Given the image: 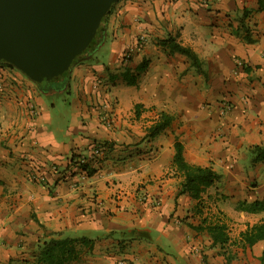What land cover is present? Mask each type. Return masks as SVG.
<instances>
[{"label":"crops","instance_id":"1","mask_svg":"<svg viewBox=\"0 0 264 264\" xmlns=\"http://www.w3.org/2000/svg\"><path fill=\"white\" fill-rule=\"evenodd\" d=\"M256 8L257 0H119L98 47L107 45L105 62L75 63L66 75L64 113L40 93L47 84L0 64V264H35L38 241L51 236L93 239L69 264H264V240L230 242L264 219L235 208L264 197V161L251 165L248 153L264 140ZM173 44L191 48L200 67ZM161 112L170 123L147 136ZM175 139L188 163L219 175L200 206L179 194ZM96 144L86 169L72 163ZM218 217L230 238L223 247L193 227Z\"/></svg>","mask_w":264,"mask_h":264},{"label":"water","instance_id":"2","mask_svg":"<svg viewBox=\"0 0 264 264\" xmlns=\"http://www.w3.org/2000/svg\"><path fill=\"white\" fill-rule=\"evenodd\" d=\"M114 1L0 0V60L37 84L69 71Z\"/></svg>","mask_w":264,"mask_h":264},{"label":"trees","instance_id":"3","mask_svg":"<svg viewBox=\"0 0 264 264\" xmlns=\"http://www.w3.org/2000/svg\"><path fill=\"white\" fill-rule=\"evenodd\" d=\"M112 7L108 13L111 12ZM256 10H264V0H257ZM243 30L245 31V40H251L249 38L247 27H243ZM89 47H91V44H89ZM94 48L95 47H91V50L89 49V51L86 49L83 53L77 55L72 60L71 65L90 60L93 56L92 53ZM172 50L184 54L191 60L192 64H194L197 68L200 67L201 62L191 48L179 44H173ZM125 80L127 84H132L134 82V77L131 74L129 75L125 73ZM136 107H139L138 104H135V108ZM170 120V115L161 112L158 118L147 128V136L153 137L158 134L170 123ZM182 149V144L175 139L173 165L182 177L180 183L181 190L179 194H188L191 198L197 199V206H200L199 199L201 197V193L217 181L219 179V175L213 171L211 167L188 163L183 157ZM248 153L251 165L263 162L264 140L259 144L251 146ZM80 167L82 169H86L87 162L81 164ZM235 208L248 213H258L264 211V197L239 201ZM197 210V212L201 211L200 209ZM201 222L206 224H199L193 227L195 230H205L210 237L211 245L217 244L223 247V245L229 241L230 238L227 233V224L219 217L216 218L215 221L207 222L203 219ZM259 240H264V219L260 222L248 225L243 231H240L237 238L230 242L235 245L251 246ZM92 244L93 239L84 236H51L39 240L36 246L35 264H69L79 258V254L81 253L83 247H91Z\"/></svg>","mask_w":264,"mask_h":264},{"label":"rangeland","instance_id":"4","mask_svg":"<svg viewBox=\"0 0 264 264\" xmlns=\"http://www.w3.org/2000/svg\"><path fill=\"white\" fill-rule=\"evenodd\" d=\"M112 7V6H111ZM114 7V5H113ZM112 7V9H113ZM111 9V10H112ZM95 40V38H94ZM93 56L90 60L91 61L98 59L101 62H105V56H106V48L107 45H103L100 49L98 48L99 45L94 46ZM96 51V52H95ZM14 67V66H13ZM16 68V67H15ZM17 69V68H16ZM65 72V71H64ZM67 72L63 77H54L50 76L49 79L44 83L47 84V86H43L40 89V93L48 99V101H51L54 103V106L51 108V111L53 113L55 112H61L64 113L65 107L68 105V94H67V86H68V80L65 78ZM62 78V79H60ZM52 84V85H51Z\"/></svg>","mask_w":264,"mask_h":264},{"label":"built area","instance_id":"5","mask_svg":"<svg viewBox=\"0 0 264 264\" xmlns=\"http://www.w3.org/2000/svg\"><path fill=\"white\" fill-rule=\"evenodd\" d=\"M145 41H146V39H145V36L143 35V34H139L138 35V39H137V42H138V44H140V45H142V44H144L145 43ZM129 56V53L128 52H126V51H124V53H123V55H122V62L123 61H127V57ZM111 102H109V101H106V102H104V104H103V106H104V110H106L107 111V116H109L108 115V113L111 111ZM110 110V111H109ZM109 111V112H108ZM104 114V113H103ZM107 116H105V114H104V118H105V121H107V120H109L108 119V117ZM110 117V116H109ZM100 152H101V145L100 144H96L93 148H92V151H91V153L89 154V156H86V155H79L78 156V158H76V159H72L71 161H72V163H74L75 165H81V164H84V163H86V162H88V159L90 160V159H92V158H95V157H97L99 154H100ZM146 197L144 196V195H142L141 196V199L143 200V199H145ZM117 264H126V262L124 261V260H120V261H118L117 262Z\"/></svg>","mask_w":264,"mask_h":264},{"label":"flooded vegetation","instance_id":"6","mask_svg":"<svg viewBox=\"0 0 264 264\" xmlns=\"http://www.w3.org/2000/svg\"><path fill=\"white\" fill-rule=\"evenodd\" d=\"M119 0H116V1H114V2H112L111 3V5L109 6V8H108V10L105 12V14L102 16V18H101V20H100V22H99V24H98V27H97V29H96V31H95V34H94V36H93V38L91 39V41L89 42V44H91V47H94L95 45H99L100 44V42H101V40H102V36L105 34V31H106V26H107V17H108V15H109V10H110V8H111V6H113V5H115L117 2H118ZM94 38H95V40H94ZM89 44L87 45V47L85 48V50L86 49H88V51H89V49L91 50V47H89ZM84 50V51H85ZM83 51V52H84ZM82 52V53H83ZM0 64H5V65H10V66H12L13 67V65L11 64V63H9V62H7V61H5V60H0ZM37 66V65H36ZM72 66V65H71ZM68 73V71H65V72H63L62 74H60V75H57V76H55V77H63L64 75H65V73ZM67 75V74H66ZM26 76V75H25ZM65 78H67V77H65ZM60 79H62V78H60ZM46 81L45 80H42V81H40L38 84H44ZM52 85V84H51Z\"/></svg>","mask_w":264,"mask_h":264}]
</instances>
